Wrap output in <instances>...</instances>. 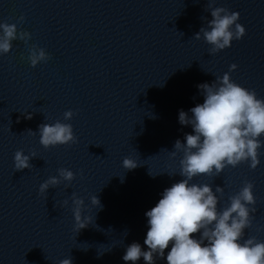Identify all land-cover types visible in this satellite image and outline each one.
Returning a JSON list of instances; mask_svg holds the SVG:
<instances>
[{"label":"water","instance_id":"water-1","mask_svg":"<svg viewBox=\"0 0 264 264\" xmlns=\"http://www.w3.org/2000/svg\"><path fill=\"white\" fill-rule=\"evenodd\" d=\"M217 5L238 11L246 31L213 53L194 36L211 18L208 0H0V20L30 34L0 53V264H57L66 256L72 264H132L122 254L133 240L144 246L145 210L181 179L182 152L170 151L192 131L178 110L202 102L197 85L228 71L264 97V0ZM33 45L49 53L36 65L28 59ZM67 109L73 115L65 120ZM57 119L72 124L76 140L45 147L37 126ZM17 149L34 153L30 167H14ZM125 155L136 167L122 166ZM60 167L74 172L72 180L40 192ZM246 179L256 211L244 235L264 240V144L255 168L243 161L192 181L222 185L223 207ZM72 193L88 216L79 230Z\"/></svg>","mask_w":264,"mask_h":264},{"label":"clouds","instance_id":"clouds-1","mask_svg":"<svg viewBox=\"0 0 264 264\" xmlns=\"http://www.w3.org/2000/svg\"><path fill=\"white\" fill-rule=\"evenodd\" d=\"M214 3L215 0H208L211 18L207 19V26L202 25L194 33L195 37L202 35L211 44L209 51L213 53L229 46L233 38H241L246 31L238 21V11L223 5L213 6ZM29 35L26 30L18 32L16 23L0 20V53L10 50L13 39L27 40ZM48 56L43 47L33 45L29 49L31 65ZM236 66L233 62L229 68ZM197 87L202 90V102L187 111L178 110L179 123L190 125L192 131L184 133L183 141L177 138L174 150L170 151L172 156L178 150L182 152L181 179L164 187L155 204L145 210L144 246L137 240L131 241L122 259L132 264L141 257L146 264H155L159 258L165 264H264V240L244 235L256 211L253 182L244 180L239 189L229 195L227 204L218 207V194L223 192V186L192 181L195 175L219 174L226 166H236L243 161L251 168L258 165L264 144L261 139L264 136V97L231 79L228 71L211 83L202 82ZM63 115L68 120L73 110L67 109ZM37 131L45 147L76 140L72 124L59 119L52 123L41 122ZM31 156L34 153L30 155L17 149L14 167H30ZM136 165L137 161L129 155L122 158L124 168ZM57 172L58 175H50L39 184L40 192L58 184L61 178L71 181L74 177V172L67 167H60ZM90 201L93 205L100 203L95 194L90 196ZM72 205L74 227L79 230L89 223L85 222L88 216L82 215L83 197L72 193ZM57 264H72L71 257L59 259Z\"/></svg>","mask_w":264,"mask_h":264}]
</instances>
